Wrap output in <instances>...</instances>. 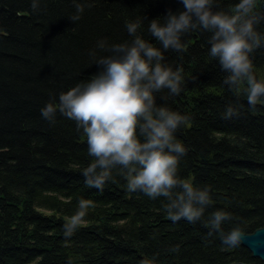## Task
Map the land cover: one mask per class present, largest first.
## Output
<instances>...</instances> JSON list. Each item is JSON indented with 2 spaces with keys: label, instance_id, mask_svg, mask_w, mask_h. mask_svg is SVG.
<instances>
[{
  "label": "trees",
  "instance_id": "1",
  "mask_svg": "<svg viewBox=\"0 0 264 264\" xmlns=\"http://www.w3.org/2000/svg\"><path fill=\"white\" fill-rule=\"evenodd\" d=\"M0 0V264H264L239 243L208 237L202 222L168 219L164 198L129 192L113 170L103 191L87 188L82 170L91 162L86 137L76 123L56 113L41 116L49 102L99 69L105 55L98 42H130L126 22L141 20L138 34L159 47L148 32L179 0ZM239 0H217L230 10ZM83 7L80 19L76 5ZM256 10L264 14V0ZM257 31L264 36V22ZM210 33L182 36L186 51L165 52L166 62L185 78L178 96L161 101L189 119L175 136L187 149L179 175L210 186L216 210L229 212L225 232L237 224L244 233L264 226V104L250 109L223 84L225 73L210 59ZM254 74L264 81V47L253 55ZM232 105L238 114L224 119ZM91 201L83 224L70 239L63 225L79 200ZM179 246L178 252H172ZM155 257L153 260L152 258Z\"/></svg>",
  "mask_w": 264,
  "mask_h": 264
},
{
  "label": "clouds",
  "instance_id": "2",
  "mask_svg": "<svg viewBox=\"0 0 264 264\" xmlns=\"http://www.w3.org/2000/svg\"><path fill=\"white\" fill-rule=\"evenodd\" d=\"M179 3L182 8L169 9L162 21L156 18L149 22L148 32L159 47L138 34L141 20L126 22L132 40L111 45L98 42V49L106 53L99 58L91 53L99 70L87 81L62 91L59 102L47 103L41 116L54 123L59 112L75 121L77 131L83 132L92 158L81 173L87 188L103 191L112 180L113 170H118L129 192H141L153 200L164 198V209L173 223L202 222L208 237L218 235L221 244L236 247L243 230L237 224L225 232L223 225L233 219L229 212L216 210L207 220L202 219L213 204L210 186H196L179 175L180 159L187 149L175 133L189 118L158 104L156 94L167 89L168 96H159L166 101L181 93L185 78L179 68L166 62L164 53L186 51L182 36L200 30L210 33L208 55L226 74L223 84L237 98L243 92L250 109L264 104V81L257 80L253 64L255 51L264 47V36L257 31L264 14L256 10L257 0H239L230 10L220 9L217 0ZM31 7L38 11V0H33ZM76 10L77 14L70 17L72 22L80 19L84 9L77 4ZM237 114V109L229 105L223 118ZM92 207L91 201H78L77 211L63 225L65 239L83 224ZM170 251L178 252L179 246Z\"/></svg>",
  "mask_w": 264,
  "mask_h": 264
},
{
  "label": "water",
  "instance_id": "3",
  "mask_svg": "<svg viewBox=\"0 0 264 264\" xmlns=\"http://www.w3.org/2000/svg\"><path fill=\"white\" fill-rule=\"evenodd\" d=\"M247 247L254 257L264 260V226L256 229L252 233H244L241 242ZM233 264H247L245 262H236Z\"/></svg>",
  "mask_w": 264,
  "mask_h": 264
}]
</instances>
